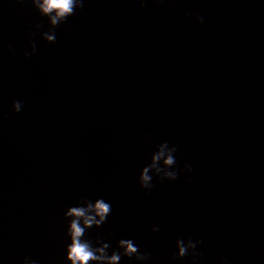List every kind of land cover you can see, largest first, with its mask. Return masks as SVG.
<instances>
[{"label":"water","instance_id":"obj_1","mask_svg":"<svg viewBox=\"0 0 264 264\" xmlns=\"http://www.w3.org/2000/svg\"><path fill=\"white\" fill-rule=\"evenodd\" d=\"M49 29L0 0V264H70L64 212L101 197L85 238L150 253L120 264H264V0H84ZM164 141L177 179L145 189Z\"/></svg>","mask_w":264,"mask_h":264},{"label":"clouds","instance_id":"obj_2","mask_svg":"<svg viewBox=\"0 0 264 264\" xmlns=\"http://www.w3.org/2000/svg\"><path fill=\"white\" fill-rule=\"evenodd\" d=\"M30 2L41 16L48 19L50 29L42 32L41 36L49 43H54L56 40L55 28L73 15L76 9L82 8L84 5V0H30ZM196 19L201 23L204 21V18L199 15ZM40 28V24L35 25V30ZM34 34L35 31L33 32ZM9 50L13 51L11 46H9ZM36 51V43L32 41L30 50H26L24 56L31 57L36 54ZM22 107L21 101L15 100L12 102V110L14 112H20ZM175 152V146H169L167 141L160 143L156 151L152 153L150 162L140 171L138 178L140 186L150 190L153 187V175L158 176L160 179H177L178 171L174 167L176 164ZM184 168L187 171H191V166L187 163ZM111 212V204L102 197L96 198L94 201L88 198H81L75 206L67 208L64 212L65 218L68 219L65 234L70 243L65 245V258L70 264H120L122 257L129 259L134 257L136 261H146L150 258V253L141 252L132 239L121 238L117 240L116 248L109 253L111 244L108 241L98 237L93 242L85 238L86 230L101 227ZM153 231H158V228L154 226ZM200 243L201 241L199 240L188 239L185 241L177 239L176 256L183 258L191 254L193 258L197 257L199 253L196 249ZM20 264H38V261L33 259L31 255H26ZM221 264H224V262L222 261Z\"/></svg>","mask_w":264,"mask_h":264}]
</instances>
